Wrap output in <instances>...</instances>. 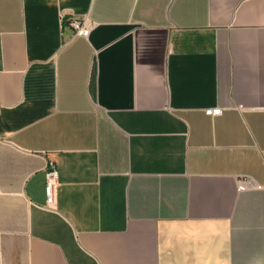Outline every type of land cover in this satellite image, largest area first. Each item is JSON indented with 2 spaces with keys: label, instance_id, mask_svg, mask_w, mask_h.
I'll return each mask as SVG.
<instances>
[{
  "label": "crops",
  "instance_id": "0c3cea01",
  "mask_svg": "<svg viewBox=\"0 0 264 264\" xmlns=\"http://www.w3.org/2000/svg\"><path fill=\"white\" fill-rule=\"evenodd\" d=\"M0 106V264H264V0H0Z\"/></svg>",
  "mask_w": 264,
  "mask_h": 264
},
{
  "label": "built area",
  "instance_id": "2783aa9c",
  "mask_svg": "<svg viewBox=\"0 0 264 264\" xmlns=\"http://www.w3.org/2000/svg\"><path fill=\"white\" fill-rule=\"evenodd\" d=\"M61 21L63 26L68 25L73 30V36H85L87 37L91 31V24L86 16H67L61 14ZM1 109V106H0ZM222 108L220 106L209 107L205 109V112L209 115H217L221 113ZM58 168L54 161H50L47 165L46 170V207L56 208V186L58 182ZM245 183L240 184L239 188H245Z\"/></svg>",
  "mask_w": 264,
  "mask_h": 264
}]
</instances>
